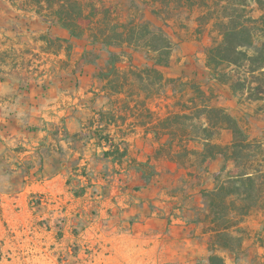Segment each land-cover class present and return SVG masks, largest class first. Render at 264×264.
Segmentation results:
<instances>
[{
    "label": "rangeland",
    "instance_id": "rangeland-1",
    "mask_svg": "<svg viewBox=\"0 0 264 264\" xmlns=\"http://www.w3.org/2000/svg\"><path fill=\"white\" fill-rule=\"evenodd\" d=\"M64 1L0 0V20L38 40L22 63L42 85L82 96L79 135L94 150L42 190L0 188V264H264V0H75L93 23L80 38L54 15ZM223 25L246 26L252 47ZM134 27L122 53L93 38ZM163 39L157 65L165 56L149 49ZM110 140L127 150L114 163Z\"/></svg>",
    "mask_w": 264,
    "mask_h": 264
},
{
    "label": "crops",
    "instance_id": "crops-1",
    "mask_svg": "<svg viewBox=\"0 0 264 264\" xmlns=\"http://www.w3.org/2000/svg\"><path fill=\"white\" fill-rule=\"evenodd\" d=\"M8 8L15 10L10 5ZM7 10L0 3V13ZM19 23L0 20V188H8L19 179L23 191L36 192L69 175L71 156L86 161L85 153L94 149L79 135L84 117L82 96L71 101L69 96L61 98L60 89L42 85L46 75L40 77L39 71L33 69L35 65H23L22 61L27 60L22 57L25 45L30 43L37 52L38 40L34 34L31 38L30 34L21 35ZM74 108L78 111L73 112ZM60 120L66 135L56 132V128L50 131Z\"/></svg>",
    "mask_w": 264,
    "mask_h": 264
},
{
    "label": "trees",
    "instance_id": "trees-1",
    "mask_svg": "<svg viewBox=\"0 0 264 264\" xmlns=\"http://www.w3.org/2000/svg\"><path fill=\"white\" fill-rule=\"evenodd\" d=\"M255 1L258 4L261 3V0H255ZM53 12H54L55 17L57 18V20L59 22L60 27L64 30H66L70 37L80 38L85 33H87L91 28L90 23L92 21H89V18H87L86 14L84 12L83 6L75 0H65L64 2H62L61 5H57V7H55V9H53ZM247 20H251V19L247 18ZM91 24H93V23H91ZM223 26L225 27V30L223 31V36H225L229 33H235L234 35H237V34H240V33H243L244 31H246L247 32L246 34L248 35V42L243 43L244 45H237V47H239V46H242L244 48L252 47L251 37H250V34L248 33V31L246 30V26H238V27L235 26L229 30H228V28H226L227 25H223ZM134 34H135V27L131 29L128 38H126V35H124L122 32L114 35V37H110L109 35H106V33L102 32L100 37L93 36V38L94 39L99 38L101 46H105V47L115 46V47L119 48L120 52L122 53L123 46H131L132 41L134 40ZM148 46L150 47V45H148ZM223 47H224V45L220 48H217V49H222ZM169 49H170V44H169L168 40L163 39V45L161 47H158V48L150 47L149 51L155 52L156 54L159 55V57L165 56L163 61L159 60V61H157L158 63H156V64L157 65H166L168 62V59H169ZM226 49H223L221 52H223L224 50L226 51ZM215 50H216V48L210 49L208 51V53L210 54V53H212V51H215ZM233 52H235L236 54H239L240 56L242 55L243 58H245V59H249V60L252 59V57H249L247 55L246 51H236L234 49ZM119 56L120 55H118V53H114V52L110 53V57L108 60V71H106L105 73H102V75L104 74L103 78H107L111 73H114L116 71V62L119 60ZM222 60L232 62V61H230V59H226L224 56H222ZM234 62H237V61H234ZM151 68L154 72H157L155 67H151ZM223 118H224V121L231 122L230 117L224 115ZM231 123L233 124V122H231ZM99 128H102L100 124H99V127H96L94 129V133L99 134V132L101 130ZM232 132H233V135H236L237 133H241V129L237 126V124L234 123L232 125ZM96 137H98V140L99 139L105 140L107 138L106 136L101 138L100 134L97 135ZM108 142L105 143L108 145V149H106L105 151L102 152L103 158L109 159L111 162L114 163L116 161H120L122 158H124L127 155L126 147L120 148L119 144H114L111 140ZM240 146L241 145H236L235 147H240ZM247 178H248V180H251L250 177H247ZM213 260H217V257H215V256L209 257V259H208L209 264H212Z\"/></svg>",
    "mask_w": 264,
    "mask_h": 264
}]
</instances>
